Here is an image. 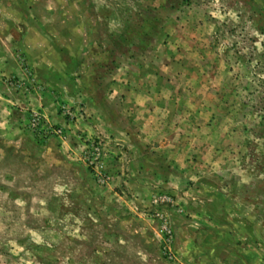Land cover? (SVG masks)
I'll return each mask as SVG.
<instances>
[{
  "label": "rangeland",
  "instance_id": "rangeland-1",
  "mask_svg": "<svg viewBox=\"0 0 264 264\" xmlns=\"http://www.w3.org/2000/svg\"><path fill=\"white\" fill-rule=\"evenodd\" d=\"M11 28L0 264H264V0H0Z\"/></svg>",
  "mask_w": 264,
  "mask_h": 264
},
{
  "label": "crops",
  "instance_id": "crops-1",
  "mask_svg": "<svg viewBox=\"0 0 264 264\" xmlns=\"http://www.w3.org/2000/svg\"><path fill=\"white\" fill-rule=\"evenodd\" d=\"M18 40L19 38L14 33L13 28L0 30V72L3 74H11V73L18 74L20 71L17 64L15 63V59L13 55L14 52L13 49L18 44L17 43ZM17 99H19L20 101L19 103L26 104L25 101L27 102V100L30 98L27 97L26 99V97L21 96L20 98L18 97ZM2 100L3 101L1 103H4V101H8L4 97H2ZM30 105L39 106V107L43 105L44 107L42 108V110L44 112H47L50 115H54L55 110L53 103H51L49 98H45V96H43L41 100H37L36 98H33L30 102ZM51 117L53 119V116Z\"/></svg>",
  "mask_w": 264,
  "mask_h": 264
},
{
  "label": "built area",
  "instance_id": "built-area-1",
  "mask_svg": "<svg viewBox=\"0 0 264 264\" xmlns=\"http://www.w3.org/2000/svg\"><path fill=\"white\" fill-rule=\"evenodd\" d=\"M34 120H37V118H35Z\"/></svg>",
  "mask_w": 264,
  "mask_h": 264
}]
</instances>
